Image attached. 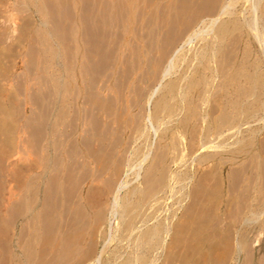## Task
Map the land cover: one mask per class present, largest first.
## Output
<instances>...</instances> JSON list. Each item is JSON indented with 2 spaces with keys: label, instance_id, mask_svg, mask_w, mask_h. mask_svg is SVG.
<instances>
[{
  "label": "bare ground",
  "instance_id": "bare-ground-1",
  "mask_svg": "<svg viewBox=\"0 0 264 264\" xmlns=\"http://www.w3.org/2000/svg\"><path fill=\"white\" fill-rule=\"evenodd\" d=\"M88 1H91V3ZM146 1L148 2V0ZM237 1L158 0V2L155 1L154 5L147 9L146 6L148 4L146 2L147 5H145L144 0V6L147 9L145 11L138 5L140 2L136 0H120V4L116 5V2L113 3L116 6L113 5V8L109 7V3H104L103 0L99 3L98 0L97 2L96 0H87L88 3L81 4L83 5L82 15L80 12V16L75 12L74 15H72L73 13L71 14L73 17L68 15L69 19L72 18L71 21L68 19V25L72 24L71 37L69 36L72 38L70 53L72 64H67V66L69 65V69L67 66V68L65 67V70L68 69L67 72L62 70L63 67L60 64L62 53L61 47H59L55 54L59 60L56 64L57 74L54 79V97L50 101L54 117L50 122L51 111L45 106L42 109L41 120L37 124V132L36 130L32 132L37 133L36 139L39 138L42 145L41 155L37 163L38 169L41 168V170H38L34 176H27L28 178H26L24 183L26 190L22 194L23 196L19 197L22 198L21 203L19 205H12L13 207L11 206L12 209H15L13 215L19 211L20 213L23 212V214L29 213L28 215L30 216L19 232L20 239L18 240V245H15L20 248L19 253L16 252L12 243L11 245H3L5 249H3L4 254H8L7 264H94L97 261H99V264H155L157 259H159L155 255L156 251L160 249L163 252V248L165 255L161 262L162 264H219V261L221 264H252L253 260L248 252H244L246 254H243V256L239 255L240 251H244L245 246H247L245 242L247 237H244L240 232L238 234L235 232L236 235L231 234L233 235L231 236V228L229 227L230 232L229 230L226 231V228H223L226 232L225 237L228 238L229 236L230 239H226L225 242L232 241V237H235L233 241L234 245H232L233 248L228 249L226 242L227 246L224 248H227L228 253L217 254L218 244H221L219 243L220 241H217L222 237H219V234H221L219 232L221 231H218L216 228V225L220 224L221 215L219 216L217 213V210H219V198L213 195L214 188L211 192L209 191L210 188L207 190L209 192H201L202 196L208 194L206 195L208 197L204 196L202 198L200 195H197L199 199L200 197L202 199L193 201L192 203H195V205L191 208L187 205L189 209H194V213L191 214L192 216L188 215L191 218L190 221H186V225H179L177 222L183 216L180 215L179 219L174 216L177 219L176 223H178L174 225V227L176 226L174 235L177 234L178 238L185 239L189 245L188 250L184 253L174 250L169 251L171 250L169 248L167 250L168 242H165L169 236L171 224L169 220L171 217H168L169 220H167V216H162L163 218L158 219L155 217L156 215H150L151 217L148 220L155 219V221L149 223L143 229L140 227L145 225L148 220L138 217L141 224H137L139 220L137 219V215L142 206L149 202L156 193L160 194L161 191L164 193L166 188H171L168 178L169 172L164 166L167 157L169 158V153L178 149V154L174 152L177 155L174 158L175 161L188 148L187 145L190 148L188 150L193 154L196 151H200V153L208 151L210 153L199 154L201 156H198L197 153V158H199L198 164H210V171L214 172V174H219L216 157L218 154L217 150L221 144L222 146L227 145L223 144L222 141L220 144L219 138L229 132H236L238 135L241 131L240 127L248 124L249 119L254 118V116L256 118V115L259 113L262 116H259V120L257 121L264 120V70L261 68L262 60L257 55L254 57L250 49V42L255 41L264 61V1L246 0V4H243L244 7H241L240 11L230 9ZM44 7L42 4L38 8L35 7L37 9L36 13H40L42 17H46ZM55 14L50 16V22L56 25L55 27L58 28L59 32H62L61 23L63 24L61 26L64 27L67 24L65 25V22H61L58 16L59 21ZM59 14L61 15V13ZM223 15H228V19H221ZM42 22L44 24L47 21L43 20ZM244 37H247L245 41L242 40ZM195 43H199V46H195ZM242 43H244L243 49L240 50L239 48ZM128 44L129 47L127 46ZM52 49L54 50V48ZM171 73H174L175 76L173 78L170 76L169 78L171 79L167 78ZM166 78L169 80L163 85L162 83ZM180 113L182 115H179ZM116 114L119 116V120L123 121L122 123L119 120V124L116 123ZM177 115L181 116L179 120L169 125L171 123L170 119ZM140 118L141 120H139ZM171 121L173 123V120ZM197 122H200V126ZM115 124L117 125L114 126ZM249 125L247 126L249 127ZM260 126L262 127L263 125ZM34 127L36 128V125ZM118 128H123V130H119ZM247 129L244 128L243 131ZM256 130L259 131L258 128ZM115 131H119L121 134H118V132L117 135L120 136L117 137ZM151 131L154 134L160 131L158 135L159 141H163V145L158 147L159 150L161 149L159 154H154L156 155L154 162L149 168V174L144 175V179H142L143 186L141 188L133 187L125 193L123 192V188L126 183L122 179H119L120 181L118 180L117 182H115L116 180H112L114 182L108 180L105 184L102 181L100 184L104 185L99 186L97 178L100 171L102 173V170L99 169L102 166L99 165L98 167L95 164L100 171L94 165L96 168L93 170L97 169V171L95 175L94 172L91 174L94 176L92 180L96 181L97 184L84 185V190L81 193H77V195L74 193V187H71L74 184L73 175L76 174L74 170L78 167H87L86 162L88 163L89 157L95 154L93 153V147L97 148L96 153L98 149L107 148V151L111 149L110 153L106 154V151L104 154L107 156L112 153L111 155L114 156L116 154H114V149L118 147L117 144H123L122 147L125 151L124 145L126 144L127 146L129 143L131 150L128 151L124 166H131L129 165V161L133 159L134 162L135 159H140L139 162L142 164V162L149 158V155L154 153L153 151H157L151 145ZM186 132L191 134L190 140L189 138L187 139L189 143L186 141ZM128 133L130 134L128 135ZM245 133L246 131L244 132V136ZM176 134H178V140L175 139ZM239 134L241 136L242 133ZM251 137L253 138V136ZM137 140H140L141 143L143 142L142 146L140 145V147L138 144L132 147L131 145L135 144ZM235 140L236 142L231 143L235 146L238 144L237 148L234 146L237 152L243 151L247 140L242 137ZM36 146L38 147V144ZM142 149H145V151ZM188 150L187 152H189ZM258 152L251 154L252 157H250L252 158L251 162L253 160L255 165L253 171L256 175L252 174L254 177H250L254 186L258 185V181L260 182V180L257 181L258 177L264 176L262 174L264 172V169H262V166H264V155L262 156V153ZM112 156L111 158H113ZM118 157H120V153L119 156L117 155L118 160L115 158V167H117V161H120ZM79 158L82 159L80 163L77 161ZM93 158L91 159L93 160ZM101 159L104 160L103 158ZM222 159L223 157L220 160ZM227 159L229 158L227 157ZM98 160L99 158L94 163H99ZM139 162L136 163L140 164ZM119 163L121 165V161L118 162V165ZM178 163L181 164L182 162L178 160ZM237 165L239 166V164ZM241 165L240 167H245V165ZM32 168V163L28 161L26 169L30 171ZM119 168L118 170L116 168V170L119 171ZM179 168L181 169V167ZM260 168L262 173H260L261 171L259 172ZM228 169H231V167ZM207 170L209 169L207 168L200 174L206 175L204 173ZM235 170L234 168L231 171ZM231 171L229 176H235L233 174L236 172L232 173ZM171 173L173 178L174 172ZM244 173L243 175H246L244 179L249 178ZM112 175H115V173L113 172ZM86 176L88 175L86 174ZM218 176L220 175L214 177ZM203 177L199 178V182L206 185L207 182L203 180ZM231 177H227V179ZM179 178L181 179L182 177H178L177 180ZM204 178L207 180V177ZM185 179L184 181L183 179L181 180L185 182L187 181ZM209 180L213 182L211 177H209ZM215 180V190L217 191L219 189V185H217L218 179ZM237 180L240 181L241 179ZM233 181L230 182L233 183ZM174 184L176 185L177 182L175 183L174 181ZM234 184H236V181ZM185 185L187 186L188 184ZM239 186L241 187V185ZM191 187H195V185H191ZM202 188L204 187L202 186ZM230 188L229 190H232ZM248 189L250 192L251 188L249 187ZM234 190L229 192L235 195ZM174 192L171 191L170 193L178 195L176 189ZM238 192L240 193V191ZM254 192L256 193H254L255 196L247 198V201L243 198V195L242 200H245L246 203L243 204L244 206L241 202L238 204L241 203L240 205L243 206L244 212H237L241 213L239 215H241L242 219L240 221L242 220L241 223L243 222V225L256 224L260 229L264 227V182H260ZM239 193L237 196L240 199ZM241 193L243 194V192ZM252 195L249 194L248 196ZM232 196L227 200L228 205L231 204V201L235 200ZM182 197L184 196L182 195ZM186 197L188 196L186 195ZM103 198L109 199L103 205V210L105 211L97 208L101 206ZM193 198L191 197V199ZM187 203L190 204L189 202ZM238 204L237 206L234 204L232 206H236L240 210L241 206L239 205V207ZM187 206H185V209H188ZM94 208L96 211H94ZM229 208L233 207L230 205ZM158 210L159 208L157 209V213L159 212ZM225 210L226 212L228 211L227 209ZM176 211L178 210L176 209ZM208 211L210 213H207ZM232 211L229 210L228 212L232 213L230 215L233 216L235 212ZM184 212L182 211L183 214ZM189 212L187 211V213ZM202 213L209 215L207 216L209 217L208 220L201 219L204 216ZM114 217L116 221L112 223L111 221ZM229 217L231 220L232 217ZM14 218L12 220L15 221ZM186 218L188 217L186 216ZM238 218L239 216L236 217V219ZM211 223H213V226ZM224 224L221 225L223 226ZM79 225L85 226L86 230L84 234L77 233ZM210 225L212 227L215 226V229L211 230L213 231V235H216V238L219 237L215 239L217 241L211 239L214 236L210 238V233H208L210 229L206 231ZM227 226L225 225L224 227ZM241 228L243 229V227ZM250 228H247L248 231ZM254 229L256 230L257 227H254ZM238 231L241 230L238 229ZM186 233L188 235L184 237ZM256 233H258V230ZM6 234L9 236L8 233ZM258 234L259 236L254 240V245L260 240L258 238L261 236V232ZM223 235L221 234V236ZM209 238L211 239L210 241L208 240ZM248 239L250 238L248 237ZM113 240H116L115 247L112 250L107 249ZM96 242L99 243V248L101 244V249L97 248ZM126 242L130 243L126 246L124 245ZM205 242L209 243L207 245L208 250H204ZM182 243L184 242L182 241ZM224 248L222 249L224 250ZM158 253L160 254V252ZM259 258L261 257L259 256ZM256 263L264 264V259L261 258Z\"/></svg>",
  "mask_w": 264,
  "mask_h": 264
},
{
  "label": "rangeland",
  "instance_id": "rangeland-1",
  "mask_svg": "<svg viewBox=\"0 0 264 264\" xmlns=\"http://www.w3.org/2000/svg\"><path fill=\"white\" fill-rule=\"evenodd\" d=\"M25 1L24 0H0V218H1V220H0V222H1L0 223V264H7V255L8 254L7 255L4 254L5 252L3 251V249H4L3 248V245H11V243H12L14 245V249H16V252L19 253V250H20V248H18L15 245H18V240L20 239L19 232L21 231L22 226H24L25 223L27 222V218L30 215H28L29 213L28 214H23V212L20 213L19 211L15 212L14 215H13V211H15V209H12L11 206L12 205L13 206L14 205H19V203H21L22 198H19V197H22L23 196L22 194H24V191L26 190L25 189V186H24V183L26 181V178H28L27 176L28 175L34 176L35 173L38 170L39 171L41 170V168L38 169L37 163L39 162V158H40V155H41V146L42 145L40 144L39 138L36 139L37 138V133L36 132H37V129H38L37 128V124H38L39 120H41L40 117L42 116V112H43L42 109L45 108V106H46V108L49 109V111H51V109H52V106H50L51 105L50 104V101L54 97V94H53L54 93V79L56 77L55 75L57 74V72H56L57 71L56 70L57 69V65L56 64H57V61L59 60L58 58H56V55L55 54L57 52V49L59 47H61V53H62V55H61V59H60V61H61L60 64L63 67L62 70H64L65 72H67L68 69H69V65L67 66V64H70V65L72 64L71 63V60L72 59L70 57L71 46H72V43H71L72 42V38H70L71 37L72 24H69L68 25V23H69L68 21L69 20L71 21L72 18L71 19H69V18L72 15H74V12L75 13H78L79 16H80V14L82 15L81 12H82V7L84 5L83 3H86L87 2V0H53L54 3H53L52 0L51 1L50 0H27L26 1L27 3ZM82 1H84V2H82ZM101 1L98 0V3L101 2ZM136 1L137 2H140V3H138V5H140L143 8V10H145V11L147 9H149L150 6L154 5L155 1L158 2V0H152V1L151 0H148V2H152V3H150L151 4L150 5L145 0V2H144L145 5L148 4V6H146L147 7V9H146V7L144 6V3H143L144 0H136ZM88 2L91 3V1H88ZM96 2H97V0H96ZM103 2L104 3L106 2L107 4L109 3V7H112L113 5L115 6V4L116 5L117 4H120V0L119 1H117V0H103ZM146 2H147V4H146ZM113 3H115V4H113ZM41 4L43 6H45L44 7V14L46 15V17H42L40 15V13L39 14L36 13L37 12V9H35V7L38 8V6L41 5ZM81 4H83V5H81ZM243 4H246V0H238L232 8L230 7V9L236 10V11L237 10L240 11L244 7ZM76 6H77V8H76ZM50 7H52V8L54 7L55 10L52 9V8H50ZM141 7H140V9H141ZM138 8H139V6H138ZM79 12H80V14H79ZM59 13H61L62 16ZM52 14L53 15L54 14L57 15V19L59 20V18H60L61 19V22H65L64 24L65 25L67 24L65 27H68V28L65 29L64 26H61V25H63L61 23L60 27H61V31L62 32H59L58 28L55 27L56 25L53 24L52 22H50V20H51L50 16ZM68 15L69 16L71 15V16L69 17ZM58 16H59V18H58ZM227 16L228 15H223V16H221V19L226 20V19H228ZM43 20L44 21H47L46 22L47 24L46 23L42 24L43 23L42 22ZM70 25H71V27H70ZM62 27H64V28L62 29ZM39 29H41V30H39ZM42 29H43V31H42ZM46 29H47V31H46ZM47 33H49V34H47ZM55 33H56V36H55ZM59 35H60V37H59ZM246 38L247 37H244V39H242V40L245 41ZM70 39H71V41H70ZM56 40H57V42H56ZM129 44L127 45L128 47H129ZM198 44L199 43H195V46H197ZM68 45H69V47H68ZM243 45H244V43H242L240 45V48H239L240 50L243 49ZM52 48H54V50ZM250 49L252 51V54H254V57H256V55H257L262 60L261 68H262V70H264V63H263L264 61H263V58H262V56L260 54V49H259V47H258V45L256 44L255 41H251L250 42ZM68 59L70 60V62H69ZM66 66L68 67V69L65 70V67ZM170 76H171V78H173L175 76V74L174 73H171V75H169L167 78H169ZM167 78L162 83L163 85L169 79H171V78H169V79H167ZM263 90H264V88H263ZM50 94H51V97H50ZM142 105H143V102H142ZM136 111H137V109H136ZM53 114H54L53 111H51V114H50V117H49L50 118L49 119L50 122L53 120V117H54ZM179 115H182V113H180ZM179 115L175 116L174 118L172 117L170 119V122L171 123H169V122H167V123H169V125H172V124L176 123L179 120V118L181 117ZM37 116H38V118H37ZM115 116L117 117V122L116 123L119 124V121H120L119 120V116L117 114ZM259 116H262V114L259 113L258 115H256V118L257 119L255 118V116H254V118L252 117V119H249L248 124H245V125H243V126L240 127V130L243 131L244 128L247 129V127H248L247 125L250 124L249 127H248V129L251 126V128L249 129V131L251 130L253 132V134H252L251 131L250 132L247 131L248 130L247 129V130H245L246 131L245 136H244V132L245 131L241 132L239 130L240 131L239 133H242L241 136H240L239 133L237 135L236 132L235 133L234 132H229L228 134H225V136L228 137L227 139H223V138H226L224 135L219 138L220 144L222 142H223V144L224 143L227 144V145H224V146H222V144H221V146H220L221 149L219 147V149L217 150L218 151V154H217L216 157H217V161H218V166L221 167V168L217 167L218 168V171H219L218 172L219 174H217V173L214 174V172H211L210 171V164H206V165L198 164L199 158H197V153H198V156H201V155H203V153L205 154V152L206 153H210L208 151H203L202 153H200V151H196L193 154L191 151H189L190 148H189V145H187L188 148H186L184 150V152L182 153V155L181 156H178L179 159L177 158V160H175V161H174V158L177 157L176 154H178V152H177L178 149L174 151L175 153L177 152L176 154L174 152H171L172 154L171 153L168 154L169 155V158L167 157V160L165 161L164 166L166 167L165 169L169 172V173L167 172L168 173V178H169V181H170V182L169 181L168 182H169V185H171L170 186L171 188H169V187L166 188L164 190V193L162 191L160 192V194L159 193H156L157 195L155 194L156 196L154 195L150 199V201H149L150 203L147 202L139 210V214L141 215V217H140L139 214L137 215V219H139V218L140 219H143L144 218V219H147V220L150 219V217H151L150 215H156L155 217H157L158 219L159 218H163L162 216H164V217L167 216L166 218H168V217L170 218L171 217L170 220H169V218L167 219V220L171 221L170 230H169V236H168V238H167V240L165 242V243L168 242L167 243V250L169 248V249H171L169 251H173L174 250V251H178L179 253H182V252L184 253V252H186L188 250V246L189 245H188V243H187V241L185 239L182 240L181 237L178 238V235L177 234H175L177 236L175 238V235H174L175 230L174 229H176L175 228L176 226L174 227V225H176L178 223H179V225H184V224L186 225V223H187L186 221H188V220L190 221V218H191V217L189 218L188 215H191L192 213H194V209L193 210L192 209H189V207L191 208L192 206L195 205V203L193 204L192 202L193 201L195 202L197 200H201L204 196L205 197H208V196H206L208 194L202 196L203 194L201 192H205L209 188H210L209 191L211 192L213 190V188H214V190H213V193L214 194L213 195H215L216 197H218L221 200L220 201L218 199V201H219L218 202L219 203V210H217L218 215L219 216L221 215L220 216V222H219L220 224L219 225L217 224L219 227L216 225V228H217L218 231H221L219 233H221L222 235L224 233L223 236H221V234H219L220 236L218 235L219 237H222L221 239L224 242L222 243V240L221 239H218L219 237L216 238V235H213V231L211 230V229H213V230L215 229V226L212 227L213 226V223H211L212 226L210 225L209 227H207L206 231H209V229H210L211 232L210 231L208 232V233H210L209 234L210 238L212 236H214V238L212 237L211 239H213V241H217L215 239H218L217 242L220 241L219 243H221V244H218L217 254H220L221 255V253H223V252L226 253L227 252V248L225 249L224 247H226L227 244H228V249L233 248L232 245H234L233 241H234V238L235 237H232V241H229L230 243L228 241H226L227 242V244H226V242H225L226 239L227 240H230L228 234L230 232V229L229 228H231L230 235L233 234L235 236L236 233L238 234L240 232L241 234L244 235V237H247V239L245 240L246 245H247V246H245V250L246 251L245 250L244 251H240V253H239L240 256H243V254H246L248 252L249 253V256L252 257V260H253L252 261V264H257L256 262L259 259H261V258L264 259V227L263 228H260L261 231H259L260 229H259V227L256 224H254L255 226L253 224H249V225H245L244 224L243 225L242 224L243 222L241 223L242 220L240 221V219H242L241 218V215H239L242 212H244L243 211V206H244L243 204L246 203V201H247L246 199L249 198V197L255 196L256 193L254 191H255L256 187L259 185L260 182H264V179H263L264 176H262L263 178L262 177H258L257 181L260 180V182L258 181V185H255L254 186L252 184V179H251L252 177H254L256 175V174H254L255 172L253 171L254 168H255V165H254V161L253 160L251 162V159H252V158H250V157H252L251 154L257 153L259 151L258 153H260V154L262 153L261 154L262 156L264 155V148H263L264 147V129H263L264 128V120L257 121V120H259V118H258ZM139 120H141V118ZM171 120H173V123H172ZM120 122L122 123L123 121H120ZM129 123H132V122H129ZM197 123H199V126H200V122H197ZM35 125H36V128L34 127ZM116 125L117 124H115L114 126H116ZM260 125H263V126L261 127ZM120 127H121V125H120ZM257 128L259 129V131L256 130ZM118 129L119 130H123V128H121V129L118 128ZM35 130H36V132L35 133H32ZM118 132L119 131H117V132L115 131L117 137L120 136V135H117ZM186 133L187 134H186L185 137H186V141H188L187 139L189 138V140H190V137H191L190 135L191 134L189 132H186ZM118 134H121V133L119 132ZM129 134L130 133H128V135ZM159 134H160V131L159 132L157 131L156 134H154V132L151 131V137H152L151 138V140H152L151 141L152 142L151 145H152V148L153 147L156 148L155 150H157L156 151L157 153L155 151H153L154 153L152 155L154 157L152 155H149V158L147 160H145L144 162H142V164L139 162L140 159H135V162L133 161L134 160L133 159L132 161H129V165H131V166H124V164L126 162L125 161L126 160V156L128 155V151L131 150V148L129 146V143L127 144V146H126V144L124 145L125 151L123 150V147H122L123 144L122 145L121 144H119V145L117 144L118 147L115 148V149H117V151H115V149H114V154L116 153L115 155L113 154L114 156L111 155L112 153L111 154H108L110 156H108V155L106 156L104 154L107 151V148H104L102 150L98 149V152L100 153L98 155V152L96 153V149L97 148L93 147L94 148V152L93 153H95V154H94V156L89 157V160L87 159L88 160V163L86 162L87 167L86 168L85 167L84 168L78 167L76 170H74L76 174L73 175V178L72 179L74 181L73 182L74 184H72L73 186L71 185V187H74L73 188L74 193H76V195H77V193H81L84 190V185L90 186V184H92V183L94 185L97 184L96 181H93L92 180V179H94V176L91 173L94 172V175H95V172L97 171L99 165L102 166V167L100 166L101 168H99L100 170H102V173L98 169L100 171V174H101V175L99 174L100 177L98 176V178H97L98 179L97 181L99 182V184H98L99 186L100 185H104L108 180L111 181V182H114L112 180H116L115 182H117L119 179H122L127 184V185L125 184V187L123 188V190H124L123 192H125V193L127 192V190H129V189H131L133 187H138V188L140 187L141 188L143 186V183H142L143 180L142 179H144V175L145 174H149V172H150L149 168L152 165V163L154 162V158L156 156L154 154H159V151H161V149L159 150L158 147L163 145V141H161V142L159 141V136H158ZM247 136H249V137H247ZM251 136H253V138ZM177 137H178V134H176V136H175V139L178 140ZM239 137H242V138H244V139L247 140L246 141L247 143L245 145L246 147H244V150L241 151V152H237V149H235V147L237 148V146H238L237 143H235V144H237V146H235L234 144L231 143V142H233V143L236 142L235 139H239ZM28 139H29V141H28ZM226 140H228V141H226ZM136 142H135V144L133 143L131 146L133 147V145L135 146V145H138V144H139L138 146H140V145L142 146V143L143 142L141 143L140 140H137ZM187 143H189V141ZM228 143L230 144V147H229V144ZM37 144H38V147L36 146ZM155 144H156V146H155ZM247 145H249V146L247 147ZM253 145L255 147L257 145V147L255 148ZM231 147H232V149H230ZM110 150H108L106 152V154L107 153H110ZM187 150L189 152H187ZM143 151H145V149ZM111 152H113V151H111ZM186 152H187V154H186ZM221 152H223V153H221ZM229 152H231V153H229ZM119 153H120V157L123 156L121 158L118 157L120 159V161H121V165L122 166L120 165V163L118 165V162H120V161H117V164H116L117 167H115L114 166L115 163H116L115 160L117 159V155L119 156ZM238 153L239 154L241 153L240 154L241 156ZM242 153H243V155H242ZM247 153H249V154H247ZM199 154H201V155H199ZM231 154H232V156H231ZM111 156L113 158H111ZM193 156H195V157L193 158ZM225 156H227L229 159H227V157H225ZM96 157L99 158V160H98L99 163H97V162L94 163V161H96V159H97ZM152 157H153V159H152ZM188 157H191V158H188ZM221 157H223L222 160H220ZM91 158H93V160ZM101 158H103L104 160H102ZM150 158H151V160H150ZM186 158H187V160H186ZM196 158H197V160H196ZM81 160H82L81 158L77 159L78 163H80ZM136 160H138V161H136ZM178 160L180 162H182V163L181 164L178 163ZM28 161L32 163V167H33L30 171H28L26 169L27 168ZM103 161H105V162H103ZM123 161H124V163H123ZM150 161H151V163H150ZM188 161H190V162H188ZM239 161H241V162H239ZM245 161L247 162V164H246ZM33 162L35 163V165H34ZM131 162H133V163H131ZM136 162H139L140 164H138ZM234 162H235V164H234ZM95 164L98 165V167ZM237 164H239V166ZM94 165L97 167V169L95 171L93 170V169L96 168ZM147 165H149V166H147ZM182 165L183 166L186 165L187 168H186V166L183 168ZM236 165L238 166V169H237V166ZM240 165L241 166H244L245 165V167L247 166L246 167L247 169L245 167L244 168L243 167H240ZM35 166L37 167V169H36ZM168 166H169V168H168ZM205 166H207V167H205ZM179 167H181V169ZM229 167H231V169H228ZM263 167L264 166H262V169H264ZM91 168H92V170H91ZM116 168H117V170L119 168V171H117ZM175 168H176V170H175ZM191 168H192V170H191ZM207 168L209 170H207L208 173H207V171L204 173L206 175L200 174V173H203ZM234 168L236 170L232 172L231 170L232 169L234 170ZM89 170H90V173H89ZM103 170H104V172H103ZM173 170H175V171H173ZM177 170H178V172H177ZM242 170H244V171H242ZM153 171H154V169H153ZM230 171L232 173L236 172L235 174H233L235 176H233V177L229 176ZM260 171H261V168L259 169V172ZM85 172H87L86 174L88 176H86ZM113 172L115 173V175H112ZM171 172H174L173 178H172V173ZM175 172H177V173L175 174ZM181 172H182V174H184V173H186V174L185 175H182ZM238 173H239V175H238ZM243 173L244 174H247V176L249 178L244 179V178H246L245 177L246 175H243ZM260 173H262V171ZM83 174H84V178H83ZM252 174H254V176H252ZM262 174H264V172ZM175 175H177V176H175ZM217 175H220V176L222 175V176L221 177L220 176L214 177V176H217ZM109 176L111 177V179H110ZM174 176L177 177V178L175 179ZM201 176L207 177V180L208 181L204 177H203V180H205L208 184L205 181H203V182H205L206 185L204 183L200 184L199 178H201ZM208 176L211 177V180H213V182L209 180V177ZM239 176H240V178H239ZM108 177H109V179H108ZM178 177H182L181 179H183V181H184L185 178H187V179H185L187 181L183 182L180 178H179V180H177ZM227 177H231V178H228L227 179ZM214 178L215 179H218V181H220V182L217 181V183H218L217 185H219L218 186L219 189H217V191L215 190L216 180ZM237 179H241V180L238 181ZM104 180H105V182H104ZM125 180L128 181V182H126ZM249 180H250V182H249ZM102 181H103L104 184H100ZM174 181H175V183L177 182L176 185L174 184ZM209 181H210V183H209ZM230 181H233V183L230 182ZM235 181H236V184H237L238 187L235 186L236 185V184H234ZM226 182H229V183H226ZM178 183H180V184H178ZM173 184H174V186H173ZM185 184H188V185L186 186ZM191 185L192 186L195 185L196 188L195 187H191ZM209 185L212 186V187H210ZM220 185H222V186H220ZM239 185H241V187ZM179 186H181V187H179ZM185 186H186V188H185ZM202 186L204 188H202ZM242 186H244V187H242ZM198 187H200V188H198ZM228 187L229 188L231 187L230 189H232V190L236 189L237 191H240V193L238 192L239 193V196H240V199L237 196L238 195L237 191L236 190H234L235 192L233 191L234 194L236 195L235 196V195H233L232 193L229 192V191L232 192V190H229ZM249 187L251 188V190H253V189L254 190L252 192L250 190V192H249V189H248ZM252 187H254V188H252ZM174 188L177 190L179 196L177 194H173V193H175L174 192L175 191ZM225 188H226V190H225ZM242 189H244V190H242ZM170 190L173 193H170L171 192ZM167 191L168 192L170 191L169 194H168ZM180 191H182V192H180ZM209 191H207V192H209ZM225 191H226V193H225ZM179 192H180V194H179ZM241 192H243V194ZM220 193H222V194H220ZM13 194H15V195L12 196ZM164 194L166 195V197H165ZM249 194L250 195L253 194V195L252 196H248ZM19 195H21V196H19ZM182 195L184 197H182ZM186 195L188 197H186ZM194 195H195L196 198L195 197L193 198ZM197 195L198 196L200 195L202 198L200 197V199H199V197ZM243 195H244V197H243ZM231 196H232V198L235 199L233 202L231 201V204H230L231 207L234 208V207L237 206V204L239 202H241L243 206L240 205L241 203L238 204V206L239 205L241 206V207L239 206L240 207L239 208L240 210H238V207H236L234 209L233 208H229L230 205L227 204V202H228L227 200H228V198H231ZM155 197H156V199H155ZM191 197L193 199H191ZM242 197L245 198L246 201L245 200H242L243 199ZM188 198H189V200L191 199L190 200L191 202L188 200ZM19 199H20V201H19ZM106 199L103 198L102 201H101V203H102L101 206L100 207H97V208H101L102 211H105V210H103L104 209L103 208L104 207L103 205L109 200V199H107V200ZM181 199H182V201H181ZM231 200H233V199H231ZM187 202H189L190 204H188ZM225 202H226V204H225ZM11 203H13V204H11ZM176 203H177V205H176ZM233 204L236 205V206H232ZM187 205H189V207ZM224 205L227 206V207L225 208ZM185 206H187L188 209H185ZM156 207L159 208L158 211L160 213L159 212L157 213V209L158 208H156ZM153 208H155V209H153ZM224 208L227 209L228 211L229 210H231V211L233 210L232 212H235V213H233L235 216L234 215L233 216L230 215L232 213H229L228 211L226 212V210ZM173 209H175V210H173ZM176 209L178 211H176ZM222 209H224V210H222ZM97 210H99V209H97ZM94 211H96L95 208H94ZM182 211L183 212L185 211L184 214L182 213ZM187 211L188 212L190 211V212L187 213ZM237 211H239L241 213H239ZM207 213H210V212L208 211ZM225 213H228V214H225ZM202 214H204V213H202ZM202 214H201V216H202ZM206 214H204V216H202L201 219H203V220L207 219L208 220L209 217H207V216H209V215L208 214L206 215ZM17 215H18V217L16 218ZM180 215L183 216V218L181 217L182 220L179 219ZM222 215H225L226 217L228 216V218H226L225 216H222ZM174 216L177 219H179V221H177L178 223H176V220L177 219H175ZM186 216L189 219L186 218ZM229 216L232 217L231 220H230V217ZM238 216H239V218L236 219V217H238ZM13 217H15L14 218L15 221L12 220ZM263 217H264V215H263ZM9 218H11V219H9ZM115 219L116 218L114 217L111 222L114 223L116 221ZM140 219L138 220V223H137L138 225L141 224ZM222 219H223V221H222ZM232 219H233V221H232ZM154 221H155V219L148 220V222L145 225H142L140 228L143 229L149 223H152ZM224 221L226 222L225 224H224ZM227 221H229V222H227ZM235 221H237V222H235ZM13 223H14L15 226L13 225ZM22 223H23V225H22ZM239 223H241V224L239 225ZM98 224H99V222H98ZM98 224H96V225H98ZM221 224H224V225L222 226ZM231 224H233V225H231ZM225 225L226 226L228 225V226L227 227H224ZM234 225L236 226V228H235ZM230 226H233L234 228L233 227H230ZM244 226H246V227H244ZM249 226L250 227L253 226L252 227L253 229H254V227L255 228L257 227V229L256 230L255 229L253 230ZM13 227H14V229H13ZM241 227H243V229ZM223 228H226L225 229L226 231L229 230V232L227 234L228 238L225 237L226 236V232L224 231ZM247 228H250L249 231H251V230L252 231L249 232ZM238 229H240L241 231H238ZM85 230H86V228H85L84 225H82V226L79 225V230H78L77 233L84 234L85 233ZM245 230H247V232H245ZM257 230H258V233L261 232V236L258 238V239H260L259 242L254 245V240H256L257 239V236H259V234L256 233ZM254 231H256V232H254ZM6 233H8L9 236ZM172 235H174V236H172ZM187 235H188V233H186L184 235V237H186ZM233 235H231V236H233ZM248 237L251 239V241H250V239H248ZM210 238L208 239L209 241L211 240ZM182 241L184 243H182ZM249 242H251V243L248 244ZM115 243H116V240L111 241L110 244L108 245V248L107 249H111L112 250L115 247ZM128 243H130V242H126L124 245L127 246ZM207 243L208 242H205V245H204L205 248L203 247L204 250H208V248H207L208 246L207 245H209V243L208 244ZM224 243H225V245L223 246ZM182 245H186V246H182ZM96 246H97V248H99V243L96 242ZM222 248H224V250H226V251H224ZM99 249H101V244H100V248ZM157 251L160 252V254ZM157 251H156V254H155V252H154V254L159 259H157V261L155 262V264H162L161 262L164 259L165 250L163 248V252L160 249H158ZM218 251H221V252H218ZM230 252H231V250H230ZM244 252H246V253H244ZM241 253H242V255H241ZM230 254H232V253H230ZM259 256L261 258H259ZM255 258H257V259H255ZM232 262H234V261H232ZM253 262H255V263H253ZM94 264H99V261L95 262ZM219 264H221L220 261H219Z\"/></svg>",
  "mask_w": 264,
  "mask_h": 264
}]
</instances>
